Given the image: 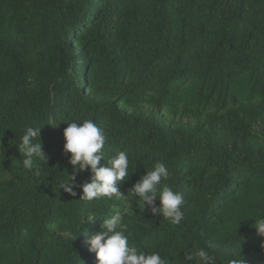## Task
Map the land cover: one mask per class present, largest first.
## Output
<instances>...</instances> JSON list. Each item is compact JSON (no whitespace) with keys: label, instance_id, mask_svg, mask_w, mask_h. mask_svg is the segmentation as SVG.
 Instances as JSON below:
<instances>
[{"label":"trees","instance_id":"obj_1","mask_svg":"<svg viewBox=\"0 0 264 264\" xmlns=\"http://www.w3.org/2000/svg\"><path fill=\"white\" fill-rule=\"evenodd\" d=\"M87 119L100 165L128 153L124 196L59 189L63 130ZM27 127H42L39 177L16 146ZM0 154V264H97L77 242L117 212L129 246L167 264L196 248L264 264V0H0ZM157 162L184 197L179 224L127 195Z\"/></svg>","mask_w":264,"mask_h":264},{"label":"clouds","instance_id":"obj_2","mask_svg":"<svg viewBox=\"0 0 264 264\" xmlns=\"http://www.w3.org/2000/svg\"><path fill=\"white\" fill-rule=\"evenodd\" d=\"M67 125L63 130L65 141L63 153L70 154L68 163L72 166V173H67V177L59 184V189L76 196L77 192L74 189L79 188L81 189L79 199L83 201L103 198L110 200L114 196H124L119 191V184L130 173L128 153L118 151L116 156L108 158L107 163L100 165V161L104 159L103 148L106 142L103 130L91 119L80 123L67 122ZM41 128L27 127L20 137V142L16 144L19 154L23 157L24 169L32 171L37 177L41 172L39 165L34 164V159L48 161L40 139ZM37 138L39 142H35ZM85 171L89 172V179L77 184L76 176ZM169 176L166 165L157 162L152 170H147L146 174L132 185L127 195L138 198L143 209L147 208L153 216L162 217L172 224H179L184 217L182 212L184 197L163 183ZM253 226L257 235L264 237V218L256 220ZM127 230L128 225L123 222L119 212L102 220L99 231L88 240L89 251L95 253L97 264H167L159 252L144 253L136 247L129 246ZM189 261H195L196 264H217L216 257L210 255L205 248L185 252L184 264ZM228 264L245 262L239 258H232Z\"/></svg>","mask_w":264,"mask_h":264},{"label":"rangeland","instance_id":"obj_3","mask_svg":"<svg viewBox=\"0 0 264 264\" xmlns=\"http://www.w3.org/2000/svg\"><path fill=\"white\" fill-rule=\"evenodd\" d=\"M117 197V196H116ZM87 239V238H86ZM88 240H85V241H79L77 242L81 248L85 249V248H88V245L85 243L87 242Z\"/></svg>","mask_w":264,"mask_h":264}]
</instances>
